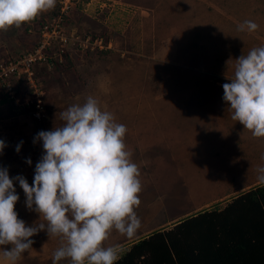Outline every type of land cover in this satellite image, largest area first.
<instances>
[{
	"label": "rangeland",
	"instance_id": "374dc122",
	"mask_svg": "<svg viewBox=\"0 0 264 264\" xmlns=\"http://www.w3.org/2000/svg\"><path fill=\"white\" fill-rule=\"evenodd\" d=\"M59 1L34 21L0 30V63L33 48L40 24ZM246 20L258 30L238 31ZM67 21V33L101 37L110 48H69L54 66L41 69L40 98L29 94L12 109L0 106V140L7 145L0 167L10 177L23 176L31 186L44 154L43 142L34 143L37 134L60 126V112L77 97L83 103L92 95L127 127L125 142L141 172L135 209L141 227L131 239L113 230L106 242L120 245V256L139 239L199 212L221 210L263 185L257 169L264 167V138L231 119L222 85L230 82L226 76H233L235 59L264 46V0H80ZM38 99L39 122L32 119ZM26 101L33 104L18 108ZM14 187L18 218L32 226L40 216L26 207L19 184ZM31 239L32 249L17 264H53L59 238L41 231Z\"/></svg>",
	"mask_w": 264,
	"mask_h": 264
},
{
	"label": "clouds",
	"instance_id": "9594fccd",
	"mask_svg": "<svg viewBox=\"0 0 264 264\" xmlns=\"http://www.w3.org/2000/svg\"><path fill=\"white\" fill-rule=\"evenodd\" d=\"M55 4L56 0H0V30L30 22ZM258 28L246 20L237 30L251 33ZM226 79L230 82L222 85V99L231 119L253 137L264 138V46L235 59L233 76ZM79 99L60 112V126L55 123L53 130L35 137L34 143L43 142L44 154L31 186L25 177H10L9 170L0 167V264H17L41 231L61 242L53 264L65 259L70 264H116L122 248L106 244L113 230L131 239L141 227L135 211L141 204V172L125 142L128 129L94 96L88 95L83 103ZM22 144L16 146L17 153ZM6 146L0 140V154ZM257 172L258 182L264 184V167ZM15 183L26 194L28 210L40 216L32 226L18 218Z\"/></svg>",
	"mask_w": 264,
	"mask_h": 264
},
{
	"label": "trees",
	"instance_id": "16d2710c",
	"mask_svg": "<svg viewBox=\"0 0 264 264\" xmlns=\"http://www.w3.org/2000/svg\"><path fill=\"white\" fill-rule=\"evenodd\" d=\"M42 68H36L39 80ZM0 93V106L12 109L13 98ZM116 264H264V184L221 210L199 212L137 240Z\"/></svg>",
	"mask_w": 264,
	"mask_h": 264
},
{
	"label": "built area",
	"instance_id": "2783aa9c",
	"mask_svg": "<svg viewBox=\"0 0 264 264\" xmlns=\"http://www.w3.org/2000/svg\"><path fill=\"white\" fill-rule=\"evenodd\" d=\"M80 0H60L58 11L50 15L49 19L45 20L39 26L38 42L36 45L26 53L16 58L5 59L0 63V90L13 98L15 104L21 103V98L24 95L31 94L35 98H40L37 85L39 80L36 78L35 69L37 67L54 66L52 60H59L63 54L69 51V48H74V51H84L86 49L110 48V45H104L101 37L82 38L79 35L69 34L66 31L67 20L71 14L76 10ZM71 46V47H70ZM23 81L21 83L20 81ZM29 85V88L27 85ZM25 87L26 90H22ZM35 102V100L33 101ZM30 104L28 101L23 102L19 107L26 110ZM34 113L32 112V119L41 120L43 117V103L38 99L33 105Z\"/></svg>",
	"mask_w": 264,
	"mask_h": 264
}]
</instances>
